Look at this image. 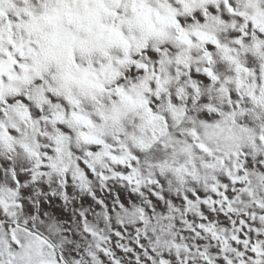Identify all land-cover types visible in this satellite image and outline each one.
<instances>
[{
    "label": "snow or ice",
    "instance_id": "obj_1",
    "mask_svg": "<svg viewBox=\"0 0 264 264\" xmlns=\"http://www.w3.org/2000/svg\"><path fill=\"white\" fill-rule=\"evenodd\" d=\"M0 264H264V0H0Z\"/></svg>",
    "mask_w": 264,
    "mask_h": 264
}]
</instances>
